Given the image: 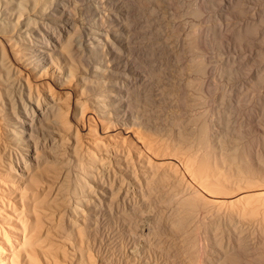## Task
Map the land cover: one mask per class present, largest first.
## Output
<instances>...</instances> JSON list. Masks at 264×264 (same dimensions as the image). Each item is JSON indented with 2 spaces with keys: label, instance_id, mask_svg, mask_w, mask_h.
Here are the masks:
<instances>
[{
  "label": "bare ground",
  "instance_id": "obj_1",
  "mask_svg": "<svg viewBox=\"0 0 264 264\" xmlns=\"http://www.w3.org/2000/svg\"><path fill=\"white\" fill-rule=\"evenodd\" d=\"M66 2L0 0V264H38L39 256L48 264L43 249L51 247L48 239L52 220L46 213L43 200L38 199V196L49 186L52 188L55 180L61 182L62 192L71 183L69 188L72 189V196L66 197L64 204L69 205L67 209L76 215L79 203L84 201L79 198L89 187V180L93 183V202H101L99 193L105 194V191L98 192L96 183L102 181V177L108 178L107 193L110 195L115 191V183L130 187L127 190L131 197H127L125 190L126 198L122 203L136 211L137 221L133 223L132 234L146 231L150 235L152 223L162 219V227L172 232L179 242L178 248L172 247L178 257L174 264L210 263V258L206 256L207 242H204L208 241L206 233L210 228L213 230L210 231L214 244L220 249V256L217 255L220 264L230 260L235 264L234 258L229 257V248L234 247L228 239L231 234L226 237L229 240L226 245L220 244V240L225 238L217 232L218 221L221 222V219L233 227L227 224L228 232L229 228L234 232V242L239 250H244L240 248L243 233L240 235L239 231L246 233V225L253 223L251 227L254 226L258 236H255L253 229L250 230L256 237L252 236V262L262 264L264 130L263 135L257 134L261 142L251 150L248 149L249 152L246 149V153L244 149H237L236 142L224 144L213 122L208 123L201 117L204 121L199 122L197 116L203 114L197 115L200 111L197 114L191 113L189 126L185 124L183 127L180 121L175 120L171 127L170 122L161 127L166 131V139L161 137L162 129L153 127L150 120L139 115L123 113L122 116L127 118L120 119L118 111L112 108L113 102L109 95L92 96L77 87L82 75L73 63L75 57L83 60L115 49V42L110 39V35H113L110 31V15L104 8L103 0H84L82 6L87 13L82 17L81 25H78L74 22L70 1ZM197 10L199 12L200 7ZM239 12L238 9L240 15ZM57 51H65L66 69L53 61ZM193 70H199L198 65ZM256 70L260 71L259 68ZM262 70L260 76L255 72L260 78L259 83L264 82ZM132 79L126 74V82ZM74 85L75 88H72ZM206 89L200 90L207 94ZM69 118H72L71 122ZM184 120L188 121V118ZM46 122L49 126L44 124ZM153 201L161 204V209L155 213L152 221H142V208L151 212ZM228 210H234V213L230 211V214ZM258 214L263 217L258 216L256 220L252 218L254 222L249 218L252 223H243V230L237 228L240 217ZM243 218L242 221L246 219ZM260 218H263V222ZM34 247L39 248L35 250L36 253ZM130 253L135 254L132 251ZM159 255L165 259L162 264L169 263L170 256L168 258L166 249L159 250Z\"/></svg>",
  "mask_w": 264,
  "mask_h": 264
},
{
  "label": "rangeland",
  "instance_id": "obj_2",
  "mask_svg": "<svg viewBox=\"0 0 264 264\" xmlns=\"http://www.w3.org/2000/svg\"><path fill=\"white\" fill-rule=\"evenodd\" d=\"M66 1L68 3V0ZM69 1L72 6L74 22L81 25L82 17L87 13L82 6L84 0ZM168 1H171V4ZM103 3L111 18L110 31L113 35H110V39L115 42V49L92 55L83 60L77 57L73 58L77 72L82 75L81 80L77 83L79 89L92 96L109 95L110 101L113 102L112 108L118 111V117L122 120L127 118L122 116L123 113H132L150 120L149 123L153 127L160 129L168 122L171 127L175 120L176 122L180 121V125L184 127L185 124H188L185 126H189L191 120L189 117L200 111L197 115L203 113V117L202 115L197 116L198 121H204L202 119L205 118L208 123L213 122L216 130L221 134L224 144L236 142L237 149L240 151L244 149L248 153V149L251 150L261 142L258 135H263L262 131L264 130V111H262L264 108V82L259 83V76L261 70L264 71V0H231V2L230 0H103ZM197 5L200 7L199 12ZM249 7L250 9H248ZM238 9L241 11L240 15ZM237 26L241 28L239 29ZM205 27H209V30ZM207 43L208 45H206ZM196 47L198 49H195ZM64 52L57 51L53 58V61L58 62L62 69H66L65 61H67ZM196 64L199 68L197 71L193 70L197 66ZM257 68L260 69L259 72H257ZM200 70L202 73L199 72ZM215 73L216 75H214ZM126 74L133 78L131 82H126ZM255 80L257 81L255 82ZM183 81L184 83H182ZM199 87L202 90L207 87V94H204ZM72 88H75V85ZM227 103L233 106L229 107L230 104ZM186 106L188 108H185ZM95 117L99 118L97 114ZM183 117L184 119L188 118L189 122ZM69 120L71 122L72 118ZM44 124L49 126L48 122ZM165 133L166 131L162 129L161 137L166 139ZM107 179V177H102V181L96 183L98 192L105 191V194L99 193L101 196L99 203L93 202V188H91L93 183L89 180V187L79 198L84 201L79 203L76 215L68 210L69 205L64 204L65 198L72 196V189L69 188L71 183L68 184V189L62 192L61 182L55 180L52 188L49 186L41 196H38V199L43 200L46 213L52 220L48 239L51 247L43 249L48 258V264H162L164 257L159 255V250L162 249L168 251V258L170 256L168 264L176 262L178 257L173 253V248H178L179 242L174 238L172 232L162 227V219L157 220V222L161 221V224L156 221V224L152 223V227L155 228H152L150 235H147L146 231L138 233V235L132 234L133 223L137 221L136 211L122 203L126 198L125 190L127 197H131L127 190L130 187L127 185L128 188H126L120 185L121 183H115V191L110 195L107 193L109 182ZM155 202L152 203L151 212L142 208V221L146 219L152 221L155 213L161 209V204ZM221 210L225 211L224 208ZM230 211L234 213V210H228L229 213ZM254 216L256 215H245L246 219L244 216V218L240 217V223H235L238 226H242L243 223L249 224V221L252 218L256 220L259 214ZM261 216L263 217L260 214L259 217ZM253 220L252 222H254ZM218 222L220 224L218 223L217 232H220L223 238L225 237L220 240L221 245L222 243L226 245V242L229 241L227 238L231 234L228 239L231 240L234 247L233 250L229 248L230 259L234 258L235 264H255L252 262L251 250L252 240L258 236V232L255 231L254 226L251 227L253 223L250 221L252 224L246 225V233L239 231L243 230V226L241 228L237 226L240 235L244 234L240 237V248L244 250H239L234 242V232L230 229L232 226L223 219L221 222L226 225V228L220 220ZM227 224L230 227V233ZM252 229L256 233L255 236L250 231ZM210 230L212 228L206 233L208 241L204 242H207L206 256L211 261H209L210 263L207 261L205 264H220L219 257L217 258V255L220 256V249L215 245L216 243L214 244ZM225 232L227 236H225ZM142 234L143 236H141ZM147 243L150 245L149 248ZM158 248L159 250H157ZM37 249L39 248L34 247V252ZM131 251L135 254H131ZM208 252L211 253L208 254ZM37 260L38 264H46L41 256ZM22 264L25 263L22 262ZM226 264H234V262L230 260Z\"/></svg>",
  "mask_w": 264,
  "mask_h": 264
}]
</instances>
